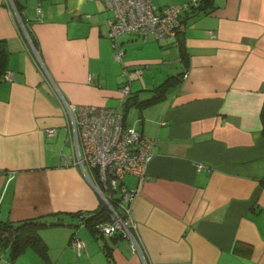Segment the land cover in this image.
<instances>
[{"label":"crops","instance_id":"1","mask_svg":"<svg viewBox=\"0 0 264 264\" xmlns=\"http://www.w3.org/2000/svg\"><path fill=\"white\" fill-rule=\"evenodd\" d=\"M3 1L0 220L93 213L100 197L78 167L60 163L69 154L60 98L116 108L125 82L131 93L144 90L138 94L144 98L145 90L182 70L176 39L122 35L121 64L106 37L112 12L100 0H20L32 50ZM150 1L157 8L189 5L182 13L188 66L180 84L163 101L124 114L125 126L153 141L145 180H123L135 191L129 217L146 264H264V0H212L198 14L194 0ZM148 66L150 73L132 83L130 72ZM48 129L53 137L45 136ZM89 231L42 230L47 262L144 264L128 239ZM72 232L85 243L79 257L68 245Z\"/></svg>","mask_w":264,"mask_h":264},{"label":"built area","instance_id":"2","mask_svg":"<svg viewBox=\"0 0 264 264\" xmlns=\"http://www.w3.org/2000/svg\"><path fill=\"white\" fill-rule=\"evenodd\" d=\"M3 3L13 13L24 37L26 32L16 10V2ZM105 9L112 12L107 22V39L113 59L122 64L123 50L118 39L121 35L133 34L144 38L150 35L155 40L169 39L182 32L183 25L178 19L187 4L155 7L150 0H100ZM39 14V8L36 9ZM30 48L33 50L28 41ZM123 73H126L123 67ZM138 78L141 70L134 69ZM118 107L76 106L67 104L60 98L66 127L68 130L69 154L60 156L64 166L78 167L93 190L100 197L110 213V223L102 224L104 235L120 234L130 241L131 249L146 264L143 249L134 236V228L129 217V204L135 195L134 190L121 186L124 177H132L139 183L145 180V170L151 159L153 141L132 128L122 124L119 105L128 94V85L119 87ZM54 129L45 131L46 137H53ZM203 166H197L202 169ZM117 196L116 201L112 198ZM69 247L77 255L84 250V244L72 239Z\"/></svg>","mask_w":264,"mask_h":264},{"label":"trees","instance_id":"3","mask_svg":"<svg viewBox=\"0 0 264 264\" xmlns=\"http://www.w3.org/2000/svg\"><path fill=\"white\" fill-rule=\"evenodd\" d=\"M18 2H16V10L19 13L17 9ZM193 2H196V5L198 4L197 7L194 9V13L198 14L200 12H204L207 6L210 5L212 0H198V1L194 0ZM186 4H187V8L185 9V11L180 12V14L178 15V19L183 25V30L182 32L175 35L174 37L169 38V39H176L177 50H178V60L181 64L182 70H178V72L173 75L166 76L157 85H155L151 89L145 90L146 96L144 98L138 97V94L140 92H143L144 90H139V91H135L131 93L129 89L128 94L123 98V100L121 101L119 105V111H120V114L122 115L123 126H125L124 125V114L129 108L147 107V106L163 101L169 92L176 89V87L180 84L183 76L185 75L187 66H188V56H187L184 46L182 45L180 37L184 31V22H183L184 20L182 17V13H185L188 11L189 3H186ZM20 21L22 23L23 29L26 32V36H27L29 43L31 44V46L34 47V42L31 36L29 35L27 27H25L21 18H20ZM147 36L151 37L150 35H147ZM139 38H142V37H139ZM155 41H161V40H155ZM123 54H124V51H123ZM7 56H8V51L6 49V44L3 40H0V81L5 80L7 76V67H6ZM134 69H138V68H134ZM125 71L126 73H128L126 69ZM123 74L128 79V74H125V73ZM127 83L128 82H125L121 86L127 85ZM260 120H261V134L264 139V103H263V106L260 112ZM125 127H128V126H125ZM261 181L264 184V179H262ZM121 186L127 189L124 186L123 181L121 183ZM112 199L116 201L117 196L113 197ZM62 216L65 217L66 219L65 221L63 220ZM62 216L59 217L57 214H52V215H47L44 217L25 219V220H20L16 222L0 220V250L6 249V248L8 249V258L10 262L14 261L26 249L33 251L41 259L47 261V248L40 236V232L44 229L54 228L58 226L69 227L72 230H75L76 228L83 226V227L88 228V230H90L89 233H91V235L93 236H97L101 238L108 237L114 241L118 239H124V237H122V235L120 234H112L110 236H107L101 233L100 226L102 224L110 223L111 221L110 213L103 204L93 213L86 214L84 212L77 211L74 213H66L65 215H62ZM75 238L78 239L83 244H85L84 241L76 237L75 233L72 232L68 239V245L70 241Z\"/></svg>","mask_w":264,"mask_h":264},{"label":"rangeland","instance_id":"4","mask_svg":"<svg viewBox=\"0 0 264 264\" xmlns=\"http://www.w3.org/2000/svg\"><path fill=\"white\" fill-rule=\"evenodd\" d=\"M135 51V50H133ZM111 57L113 58L112 50L110 49ZM115 61V60H114ZM117 62V61H116ZM141 67H138L140 69ZM143 69V68H142ZM147 69L141 70V72L146 75L149 74L150 71ZM129 79L133 82H136V77L134 76L133 71L129 74ZM125 80V79H124ZM31 253V252H29ZM76 255V253H74ZM79 257V255H77ZM77 257V258H78ZM0 264H49L46 260L41 259L36 253H32L29 255H25L24 253H21L14 261L10 262L8 258V249H2L0 250Z\"/></svg>","mask_w":264,"mask_h":264}]
</instances>
